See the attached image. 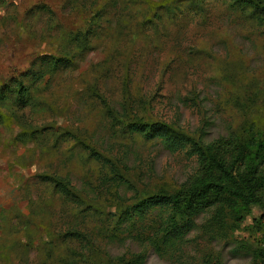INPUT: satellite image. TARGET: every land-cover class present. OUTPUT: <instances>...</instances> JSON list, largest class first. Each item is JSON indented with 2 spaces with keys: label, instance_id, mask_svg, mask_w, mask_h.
Wrapping results in <instances>:
<instances>
[{
  "label": "rangeland",
  "instance_id": "1",
  "mask_svg": "<svg viewBox=\"0 0 264 264\" xmlns=\"http://www.w3.org/2000/svg\"><path fill=\"white\" fill-rule=\"evenodd\" d=\"M256 3L0 0V264H264ZM43 58L59 60L44 79ZM197 146L258 203L238 222L210 201L155 236L175 215L148 200L220 185Z\"/></svg>",
  "mask_w": 264,
  "mask_h": 264
},
{
  "label": "trees",
  "instance_id": "2",
  "mask_svg": "<svg viewBox=\"0 0 264 264\" xmlns=\"http://www.w3.org/2000/svg\"><path fill=\"white\" fill-rule=\"evenodd\" d=\"M241 3L245 5H252L255 4L260 7L259 4L256 3V0H239ZM263 9V8H260ZM264 10V9H263ZM51 61H48L46 58H43L40 62V73L39 78L44 79L49 73L47 71H51L52 68L50 66H47L49 62H52L53 69L56 71L58 68V61L55 59H50ZM47 66V70L45 67ZM18 88L13 92L12 95L14 96V102H25L26 101V95H27V88L23 84H19L17 86ZM1 93V91H0ZM1 95V94H0ZM2 99V97L0 98ZM26 103H24L25 105ZM24 126V124H23ZM197 149L199 151L200 160L202 162H210L207 165L210 168H217L220 171V177L219 182L220 185L216 188V191L213 190L211 192V189L209 187H206L205 185H202L196 190L193 195L184 200V198L178 196H156L155 198H151L148 200L149 202L157 201L158 203L165 205L166 203H172V209L171 213L175 216L170 218V220L167 222V226L165 230H159L155 233V236H160L161 234L165 233L166 236L169 235L171 231H181L183 229H191L190 226L191 222L193 221L194 215L200 214L203 210L207 209L210 205V201L217 200L218 203L222 207H226V209H230L229 211H232L237 215L238 222L243 221V214L249 213V207L253 204L258 203V196H257V182L256 180L252 179V176L246 179L241 178H235L233 176V173L231 169H227L222 164H219L216 162L215 159L212 158L211 153L209 151H203L200 146H197ZM261 149L264 150V146L261 143L257 144V155L261 152ZM213 205H215V202H212ZM146 205V203L141 204L139 206L140 208H143V206ZM177 215V216H176ZM179 215V218H177ZM177 219H181L185 221V224L177 225ZM171 225H169L170 222H173ZM264 218H262L260 221L255 222V228L257 229V232L262 237V245L264 247ZM165 225L161 226V228H164ZM185 227V228H183ZM259 257L264 258V249H261L259 251ZM203 264H212L208 261V259L205 260Z\"/></svg>",
  "mask_w": 264,
  "mask_h": 264
}]
</instances>
